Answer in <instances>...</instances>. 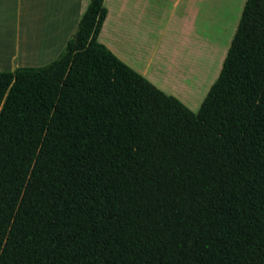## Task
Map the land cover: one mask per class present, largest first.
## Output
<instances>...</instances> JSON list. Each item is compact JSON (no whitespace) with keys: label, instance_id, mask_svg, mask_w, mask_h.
I'll return each instance as SVG.
<instances>
[{"label":"trees","instance_id":"obj_1","mask_svg":"<svg viewBox=\"0 0 264 264\" xmlns=\"http://www.w3.org/2000/svg\"><path fill=\"white\" fill-rule=\"evenodd\" d=\"M0 71V264H264V0L198 112L99 34Z\"/></svg>","mask_w":264,"mask_h":264},{"label":"rangeland","instance_id":"obj_2","mask_svg":"<svg viewBox=\"0 0 264 264\" xmlns=\"http://www.w3.org/2000/svg\"><path fill=\"white\" fill-rule=\"evenodd\" d=\"M85 2L89 4L90 0H0V40L8 38L16 47L23 41L24 33L28 29L34 33V40L40 37L39 42L33 43L32 56L25 60L22 54L12 58L11 54H7L9 50L1 45L0 71H11L16 63L26 62L25 66H43L56 59L66 46L65 40L76 32L78 18ZM142 2L141 6L128 12L126 20L120 22V0H107L111 18L99 41L104 44L109 38L112 39L116 29H125L128 26L130 31L131 24L136 23L134 32L139 40L146 42V47L142 50L144 60L157 50L166 53L169 61L179 49L190 59V67H186L193 70L189 78L193 91L182 102L194 112H198L221 73L246 0ZM192 3L194 6L191 8ZM190 15L192 25L188 26L186 20ZM49 34L51 40L42 42L41 39H45V35ZM23 50L21 48V53ZM127 52L132 54L130 49H127ZM163 76L162 72L158 78Z\"/></svg>","mask_w":264,"mask_h":264},{"label":"crops","instance_id":"obj_3","mask_svg":"<svg viewBox=\"0 0 264 264\" xmlns=\"http://www.w3.org/2000/svg\"><path fill=\"white\" fill-rule=\"evenodd\" d=\"M106 3L107 0H105L104 2L105 6L107 7ZM194 3H192L191 8L194 6ZM142 4H143L142 0H120V7H119L120 22H123L128 18L129 16L128 12L129 11L132 12L133 11L132 8L135 7L137 8ZM87 6L88 4H86L85 2V4L83 5L84 7L83 11L81 12L78 18L79 21ZM107 9H108V14L104 21L102 30L99 34V40L111 18V10L108 7ZM186 25L188 26L192 25L191 15L187 18ZM130 27H131L130 31L128 30V26H126L125 29H121V28L116 29L113 32L112 39L109 38V40L104 42V44L112 52H114L121 60H123L133 69L141 73L143 76L149 79L160 89L165 91L167 94H171L178 97L179 99H181V101H183V99L193 91L189 80L193 70L191 68L186 67V66L190 67L191 64L190 59L186 58L184 53L180 52L178 49L169 61L167 60L166 53L158 52L157 50L154 51L152 56L144 60L142 55V50L145 49L146 42L143 41L142 39L139 40L136 33L134 32L135 29L134 27H136V23L131 24ZM41 29H42L41 33H43L44 27ZM23 37H24L23 41L20 42V45H17L16 47L13 46V44L11 43L12 41L8 38L1 39L0 46L3 45L4 47H6L4 49L9 50L8 54H11L12 58L15 59L17 55L20 56V54H22V58L25 60V58L32 56L33 54L32 48H34L33 43L35 41L39 42L40 37L39 39L34 40L35 36L34 33L31 32V29L26 30ZM51 38H52L51 34H49V36L45 35V39H41V41L44 42V40L46 39L48 41V39L51 40ZM65 41L67 43L68 39ZM11 47H12V51L10 52ZM21 48L24 49L22 53H21ZM127 49H130L132 51V54L128 53ZM26 64H27L26 62H21L20 64L16 63L13 66V70H15V68L19 66H25ZM162 72L164 73V76L161 79H159L158 75ZM173 84L174 86L172 87Z\"/></svg>","mask_w":264,"mask_h":264},{"label":"bare ground","instance_id":"obj_4","mask_svg":"<svg viewBox=\"0 0 264 264\" xmlns=\"http://www.w3.org/2000/svg\"><path fill=\"white\" fill-rule=\"evenodd\" d=\"M1 44V43H0ZM6 48V47H5ZM7 48H9V47H7ZM2 49H3V47H2ZM5 51V50H4ZM3 52V51H2ZM7 52V51H6ZM8 54V53H7ZM6 56V55H5ZM3 60H5V59H3Z\"/></svg>","mask_w":264,"mask_h":264}]
</instances>
